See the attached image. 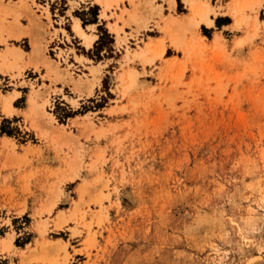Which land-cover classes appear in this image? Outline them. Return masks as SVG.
Returning <instances> with one entry per match:
<instances>
[{"label":"rangeland","instance_id":"obj_1","mask_svg":"<svg viewBox=\"0 0 264 264\" xmlns=\"http://www.w3.org/2000/svg\"><path fill=\"white\" fill-rule=\"evenodd\" d=\"M256 1L178 44L157 0L110 29L97 0H0V264H264Z\"/></svg>","mask_w":264,"mask_h":264},{"label":"crops","instance_id":"obj_2","mask_svg":"<svg viewBox=\"0 0 264 264\" xmlns=\"http://www.w3.org/2000/svg\"><path fill=\"white\" fill-rule=\"evenodd\" d=\"M98 5L100 6L99 8V21L101 23H105V25L110 29L109 24L113 28L115 25L116 27H123L121 25V22L118 19H128L129 21H134V20H140L146 18V14L151 11V4L149 0H97ZM158 4L162 3L164 7V14L165 17L168 18V16H171V18H168L166 20V25L172 26L173 29V35L174 36H184L188 34V32H185L189 27L192 28H200L201 25H206L208 27L215 26L216 24V18L221 17H226V13H218L216 15H213L210 13L212 8L214 9V6H218L219 4L221 5L222 11H225V9H229V14L233 17L231 18V21L228 23H223L225 24L224 26H230L233 23H236V19L239 17V14H236V16L233 15V10H238L240 7H238V4L243 2L244 0H166L167 3L164 0H157ZM182 5L184 8V11L182 14L177 13V8L178 4ZM111 5H114L113 10L108 9ZM133 5V6H132ZM136 5H138L136 7ZM143 5L144 7L138 11L139 7ZM73 10V9H72ZM72 10L70 7L67 9V15L69 16V24L71 26L72 31L70 33L74 34L75 37L79 38L81 35L80 33L74 28V21L75 19L77 20L80 28L87 34L93 35V39L90 43V45H86L83 42L82 36L79 38V40L82 44L84 43L87 47L93 46L94 42L98 38V35L95 33L94 30H91L89 28V25H96L98 24L95 22L92 23H87L83 25L82 20H80L78 17H75L72 14ZM105 13L106 16L103 14ZM110 13H114V15H111ZM168 13H171L168 14ZM177 14V15H176ZM229 16V15H227ZM135 17V19L133 18ZM78 18V19H77ZM166 18V19H167ZM203 20V21H202ZM207 20H210V22H207ZM129 27L125 26L124 30L129 32ZM196 29V30H197ZM120 31V30H119ZM169 32V31H168ZM167 32V33H168ZM120 33V32H119ZM121 34V33H120ZM70 86L71 92H74L72 89V86L70 84H67ZM61 85H58V88L65 89L66 85L62 84V87H59ZM19 93L15 95V97L11 100V107L13 109V112L10 116L14 115H20L19 113L23 108H25L24 105L16 106L14 105V102L19 99V97L22 95V91L19 89H15ZM12 92V91H10ZM76 92H74L73 96H76ZM2 115L7 116V114L3 113Z\"/></svg>","mask_w":264,"mask_h":264},{"label":"bare ground","instance_id":"obj_3","mask_svg":"<svg viewBox=\"0 0 264 264\" xmlns=\"http://www.w3.org/2000/svg\"><path fill=\"white\" fill-rule=\"evenodd\" d=\"M256 4H259V2H258V0L256 1ZM233 15L234 16H236V14H239V20H241V14H242V8H240V9H238V10H233ZM134 19H135V17H133ZM237 19V22L239 21ZM207 22H210V20H207ZM74 28L80 33V35L82 36V39H83V42L88 46V45H90V43H91V41H92V39H93V35H90V34H87V33H85L81 28H80V26H79V24H78V22H77V20L75 19V21H74ZM115 29H117V28H115ZM174 39H175V43H182L183 44V36H175L174 37ZM150 43L151 42H147L146 43V45L143 47V48H141L140 50H139V53L140 54H146V52L148 51V47H149V45H150ZM163 50V49H162ZM162 50L159 52V55H161L162 54ZM152 57H148V58H146L145 59V61L146 62H149V61H152ZM134 72H135V70L134 69H132V70H130L129 72H128V74H127V77H129V78H132L133 77V79H134ZM10 97H5V100H4V106H5V109L6 110H10L12 107H11V102H10ZM11 236H12V234H10V233H8V236L7 237H3V239H2V242H4L5 244L6 243H9L10 242V240H11Z\"/></svg>","mask_w":264,"mask_h":264}]
</instances>
